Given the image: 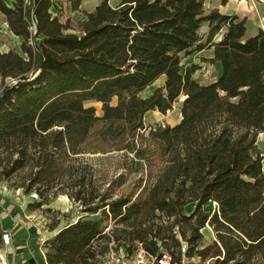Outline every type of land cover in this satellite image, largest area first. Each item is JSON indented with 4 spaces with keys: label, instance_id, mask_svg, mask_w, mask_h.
Instances as JSON below:
<instances>
[{
    "label": "trees",
    "instance_id": "16d2710c",
    "mask_svg": "<svg viewBox=\"0 0 264 264\" xmlns=\"http://www.w3.org/2000/svg\"><path fill=\"white\" fill-rule=\"evenodd\" d=\"M111 1L74 25L51 13L52 0H0L21 39L20 52L0 51V182L29 173L18 188L42 199L29 210L51 194L82 207L79 221L47 243L48 264H89L106 253L110 219L130 252L139 242L176 254L178 228L185 239L192 233V258L208 224L217 241L198 251L202 261L264 264V28L248 36V17L208 11L212 0ZM67 2L81 11L83 0ZM205 50L213 58L204 62L220 67L207 85L194 79L199 67H183ZM181 98L179 124L145 125L148 113L166 115ZM208 203L218 206L213 216Z\"/></svg>",
    "mask_w": 264,
    "mask_h": 264
},
{
    "label": "rangeland",
    "instance_id": "374dc122",
    "mask_svg": "<svg viewBox=\"0 0 264 264\" xmlns=\"http://www.w3.org/2000/svg\"><path fill=\"white\" fill-rule=\"evenodd\" d=\"M8 4L11 5L12 0H5ZM55 3L60 2L62 9L59 14L62 12V21L65 22L66 18H71L74 25L80 23V18L87 13L86 11H94V9L100 4L101 0H86L83 10L72 13L69 8L67 0H54ZM66 4V6L64 5ZM97 6L95 7V5ZM117 4L116 0L111 1V5L115 6ZM59 8V5H57ZM220 8L222 11L227 13H235V10L240 12L236 7L235 3L228 0L227 4L222 5L221 0H212L206 6L207 10L213 8ZM56 9V7H55ZM86 10V11H84ZM58 14V15H59ZM241 14V13H240ZM248 16V13H246ZM252 24L248 26L249 32H252ZM207 32V28H203L202 34ZM219 39V38H217ZM21 39L15 37L6 23L5 17L0 13V51L7 53L11 50H16L20 52ZM213 58V50H205L196 55H193L189 58H185L183 61V67L186 69L191 65H196L199 67L198 71L194 75V78L201 84H206L214 81V76L220 72L218 66L211 63L204 62V59ZM165 83V78L160 79L154 86L149 88L147 91L141 94V97L146 98L154 92L158 87H162ZM116 99L113 104H116ZM183 98L179 100L174 105L172 111L168 112L166 115H161V113H150L145 117V125L147 127H159V126H175L181 122V106ZM88 106H91L88 104ZM97 109V115L102 116V110L100 104H93ZM97 156H85V159ZM29 173H22L20 177L12 180H4L0 182V235L4 232H9L12 237L11 248L8 253V258L11 264H35L39 262L38 258L40 257V251L36 244L35 239L37 234L33 232L35 224H44L45 233L48 235L50 231L53 230V226L57 223L55 230H62L66 226L70 225L78 216H82V207L80 204L73 201L68 194H58V195H47L45 198V204L34 210H29V204L38 203L42 201L40 196L38 199H33V194H38L32 192L30 195L25 193L24 189L18 188L20 185L25 183V179ZM195 210V204H191L185 208V214L190 216ZM204 210L207 213H210L211 216L218 211V206L215 203H208L204 206ZM101 213L94 215L93 219H100ZM162 221L164 224L169 223L166 217H163ZM171 220L170 222H172ZM108 223V222H107ZM113 231L122 230V226H117L113 224ZM175 231H178V228H175ZM186 229V228H185ZM180 233V231L178 232ZM199 234L201 239L197 242L195 248V255L193 256L197 264H218L216 258H207L205 261H202L198 256V251L205 249L206 247L213 245L217 241L216 232L211 225H206L203 229L200 230ZM181 235V233H180ZM179 235V236H180ZM188 239H185L182 235L180 236V241L186 242L188 248L191 247L187 240L192 237V233H187ZM120 241H123L121 239ZM107 240L103 239L100 241V245L104 246ZM170 246H174L171 241H168ZM27 246V247H26ZM222 256L221 260L223 259Z\"/></svg>",
    "mask_w": 264,
    "mask_h": 264
},
{
    "label": "built area",
    "instance_id": "2783aa9c",
    "mask_svg": "<svg viewBox=\"0 0 264 264\" xmlns=\"http://www.w3.org/2000/svg\"><path fill=\"white\" fill-rule=\"evenodd\" d=\"M38 194H33V199H38ZM82 216H78L71 224L76 223ZM114 220L110 219L107 223V228L104 234L109 238L107 244V252L104 254L97 253L94 259L89 261V264H197L194 257L190 258L187 254L188 245L186 242L180 241V234L175 231L176 238L180 241V246L177 253L174 254V249L159 248V251L152 253L148 251L142 243L135 242L131 246L125 241H116L113 234ZM32 230L37 234L35 239L38 249L40 251L39 262L35 264H48L46 253L47 243L51 241L60 230H52L45 233V225L35 224ZM178 230V229H177ZM180 235V236H179ZM12 237L9 232H4L0 235V264H11L8 258V253L11 248ZM160 246V244H159ZM27 247V246H26ZM209 264V263H207Z\"/></svg>",
    "mask_w": 264,
    "mask_h": 264
},
{
    "label": "crops",
    "instance_id": "0c3cea01",
    "mask_svg": "<svg viewBox=\"0 0 264 264\" xmlns=\"http://www.w3.org/2000/svg\"><path fill=\"white\" fill-rule=\"evenodd\" d=\"M85 1L86 0H83V2H82V6H81V9L82 10H83V7L85 5L84 4ZM230 1H232L233 3H235L236 7L238 6L237 8L239 9L240 12H238V11L235 10V13H227L226 11H222L220 8H218V7L217 8L223 14H237L240 17H248V20H247V28H248V26L250 24H252V27L253 28H252V32H249V29H248L247 35L250 36V37H253V36L257 35L259 33L260 29H263L264 28V19H263L264 0H230ZM57 5H59V8L57 7ZM62 5L63 4H61L60 2L55 3V1L52 0L51 13L54 16H57L59 14L60 10L62 9ZM64 5L66 6L65 3H64ZM96 6H97V4L95 5V7ZM55 7H56V9H55ZM84 11H86V10H84ZM86 12L89 13L90 11H86ZM246 13H248V16L246 15ZM86 18H87L86 15L83 14V16L79 19L80 20V23L83 22V21H85ZM216 66H218V68L220 69V67H219L218 64ZM213 79H214V81H212V82H215L216 81V78H213ZM212 82H210V83H212ZM210 83H206L204 85H207V84H210ZM93 104H95V103H90L91 106H93ZM96 104H99V103H96ZM150 113H156V112H150ZM150 113H148V114H150ZM157 113H159V112H157ZM258 146H259V148H260V150L262 152V156H263V166H264V133L260 134L259 137H258Z\"/></svg>",
    "mask_w": 264,
    "mask_h": 264
},
{
    "label": "water",
    "instance_id": "95a60500",
    "mask_svg": "<svg viewBox=\"0 0 264 264\" xmlns=\"http://www.w3.org/2000/svg\"><path fill=\"white\" fill-rule=\"evenodd\" d=\"M185 98H183V101H184Z\"/></svg>",
    "mask_w": 264,
    "mask_h": 264
}]
</instances>
